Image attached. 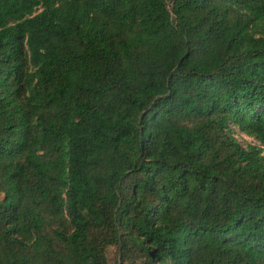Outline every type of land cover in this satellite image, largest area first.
<instances>
[{"label":"trees","instance_id":"obj_1","mask_svg":"<svg viewBox=\"0 0 264 264\" xmlns=\"http://www.w3.org/2000/svg\"><path fill=\"white\" fill-rule=\"evenodd\" d=\"M0 195V264H264V0H0Z\"/></svg>","mask_w":264,"mask_h":264},{"label":"rangeland","instance_id":"obj_2","mask_svg":"<svg viewBox=\"0 0 264 264\" xmlns=\"http://www.w3.org/2000/svg\"><path fill=\"white\" fill-rule=\"evenodd\" d=\"M242 140H246V141H250L249 139L245 138V137H242L241 138ZM2 195H0V201L2 199ZM107 260H108V264H113V258H112V250L109 249L108 252H107Z\"/></svg>","mask_w":264,"mask_h":264}]
</instances>
